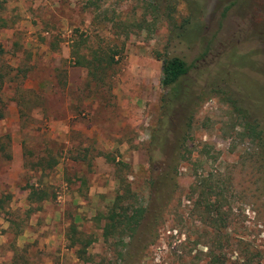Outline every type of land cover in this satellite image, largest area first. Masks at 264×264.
Here are the masks:
<instances>
[{
  "label": "rangeland",
  "instance_id": "374dc122",
  "mask_svg": "<svg viewBox=\"0 0 264 264\" xmlns=\"http://www.w3.org/2000/svg\"><path fill=\"white\" fill-rule=\"evenodd\" d=\"M166 53L201 93L177 150ZM249 123L262 138L264 0H0V264H264ZM120 204L142 214L105 238Z\"/></svg>",
  "mask_w": 264,
  "mask_h": 264
},
{
  "label": "trees",
  "instance_id": "16d2710c",
  "mask_svg": "<svg viewBox=\"0 0 264 264\" xmlns=\"http://www.w3.org/2000/svg\"><path fill=\"white\" fill-rule=\"evenodd\" d=\"M192 17L187 16L182 20L181 29L182 35L187 36L191 30L196 32V28H189ZM161 60V85L164 92L160 98L161 109L163 115H167L168 120H165L164 126L161 129L166 130L169 128L170 123L175 124L174 143L175 150L185 147L186 132L190 125L193 114L200 102L201 93L199 95L193 94L190 90V81H188V72L190 65L178 55H157ZM205 92H202L204 94ZM182 114L181 116H179ZM179 116V117H178ZM250 124V123H249ZM246 124L247 133L253 137L255 134L258 138L262 130H257L256 125ZM163 125V124H162ZM166 127V128H165ZM155 141L152 140V146L164 150V145L159 137L153 136ZM264 140V136H262ZM261 138V139H262ZM176 152V151H175ZM31 197V194H29ZM39 200L44 199V194L37 195ZM142 214V208H131L126 205H115L110 209L107 219L103 226V236L105 238L113 237L121 240L123 236L132 232Z\"/></svg>",
  "mask_w": 264,
  "mask_h": 264
}]
</instances>
